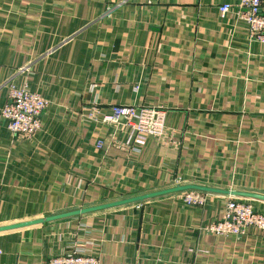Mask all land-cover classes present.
<instances>
[{
  "label": "crops",
  "instance_id": "crops-1",
  "mask_svg": "<svg viewBox=\"0 0 264 264\" xmlns=\"http://www.w3.org/2000/svg\"><path fill=\"white\" fill-rule=\"evenodd\" d=\"M241 14L234 0H0V227L184 185L264 196V45ZM12 83L48 102L31 139L1 116ZM115 106L164 109L172 141L123 148L131 131L103 123ZM208 195L2 232L0 264L75 250L100 264H264L259 230L207 231L231 198Z\"/></svg>",
  "mask_w": 264,
  "mask_h": 264
},
{
  "label": "built area",
  "instance_id": "built-area-1",
  "mask_svg": "<svg viewBox=\"0 0 264 264\" xmlns=\"http://www.w3.org/2000/svg\"><path fill=\"white\" fill-rule=\"evenodd\" d=\"M234 1L242 11L241 17L248 26L250 39L264 45L263 0ZM230 9V5L220 8L222 13H227ZM47 106L48 102L38 94L12 83L8 87V104L2 109L1 116L15 138L27 140L41 130L42 117ZM103 123L116 129L128 128L131 131V138L127 146H142L149 137L169 139L166 111L162 108L115 106L112 115L105 117ZM97 147L102 148L103 143L99 142ZM208 196L206 193L196 191L179 194L185 204L198 208L205 206ZM253 228L264 233V214L257 212L249 200L229 198L223 218L207 228V231L220 237L244 236ZM46 264H100V261L95 256L75 250L70 254L52 257Z\"/></svg>",
  "mask_w": 264,
  "mask_h": 264
},
{
  "label": "water",
  "instance_id": "water-1",
  "mask_svg": "<svg viewBox=\"0 0 264 264\" xmlns=\"http://www.w3.org/2000/svg\"><path fill=\"white\" fill-rule=\"evenodd\" d=\"M188 191H196V192H201V193H206V194H216V195H222V196H227L231 198L264 202L263 195H259V194H255L251 192L222 190V189L208 188V187L197 186V185H184V186H176L174 188H170L167 190L144 194L141 196L127 198V199H123V200H119L116 202H111V203H107V204H103L99 206H94V207L83 209L80 211L60 214L56 216H49L47 218H43V219L31 221V222L0 227V233L12 231V230L24 229L28 227L43 225V224H49L52 222L61 221L64 219L73 218V217H77L81 215L93 214V213L107 211L111 209L142 204V203H145L147 201L154 200L157 198L170 196V195H177V194L188 192Z\"/></svg>",
  "mask_w": 264,
  "mask_h": 264
},
{
  "label": "rangeland",
  "instance_id": "rangeland-1",
  "mask_svg": "<svg viewBox=\"0 0 264 264\" xmlns=\"http://www.w3.org/2000/svg\"><path fill=\"white\" fill-rule=\"evenodd\" d=\"M115 128V127H114ZM116 129V128H115ZM116 130H120V129H116ZM169 135V134H168ZM150 138H152V137H150ZM153 139H155V140H159V141H162V142H171L172 140H171V138H170V135H169V139L168 140H160V139H156V138H153ZM123 148H129L130 146H127L126 144L124 145V146H122ZM131 148V147H130Z\"/></svg>",
  "mask_w": 264,
  "mask_h": 264
}]
</instances>
